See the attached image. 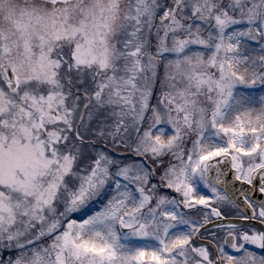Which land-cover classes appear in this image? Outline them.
<instances>
[{"label":"snow or ice","instance_id":"obj_1","mask_svg":"<svg viewBox=\"0 0 264 264\" xmlns=\"http://www.w3.org/2000/svg\"><path fill=\"white\" fill-rule=\"evenodd\" d=\"M257 89L264 0H0V264H264Z\"/></svg>","mask_w":264,"mask_h":264},{"label":"flooded vegetation","instance_id":"obj_2","mask_svg":"<svg viewBox=\"0 0 264 264\" xmlns=\"http://www.w3.org/2000/svg\"><path fill=\"white\" fill-rule=\"evenodd\" d=\"M241 183V182H240ZM255 184H257V187L255 189H253L252 185H247V184H241V192L246 193L252 200L256 201L257 203L264 201V193H260L259 189H258V184L259 181H255ZM243 201V197L241 196V199ZM242 204V202H241ZM243 206V204H242ZM231 211L233 213H235L234 216H232L231 218L233 220H238L239 221V215L240 212L243 211V208H240V211H237V209L235 207L231 208ZM242 223H256L257 227H259V223L256 221L253 222H248V221H240ZM207 235V234H206ZM203 242H207V241H203Z\"/></svg>","mask_w":264,"mask_h":264},{"label":"water","instance_id":"obj_3","mask_svg":"<svg viewBox=\"0 0 264 264\" xmlns=\"http://www.w3.org/2000/svg\"><path fill=\"white\" fill-rule=\"evenodd\" d=\"M220 168L221 171L224 173L222 178L225 180L234 195L239 197V200L237 202L240 203L241 184L234 179L233 170H230V166L228 164H221ZM213 176H215V171H213Z\"/></svg>","mask_w":264,"mask_h":264},{"label":"rangeland","instance_id":"obj_4","mask_svg":"<svg viewBox=\"0 0 264 264\" xmlns=\"http://www.w3.org/2000/svg\"><path fill=\"white\" fill-rule=\"evenodd\" d=\"M156 91H157L156 95H159V91H160L159 88H157ZM260 94H264V93H261V92L259 91V89H257V95H260ZM166 191H167V190H166ZM202 191L210 195V193H208V190H207V189H203V188H202Z\"/></svg>","mask_w":264,"mask_h":264}]
</instances>
